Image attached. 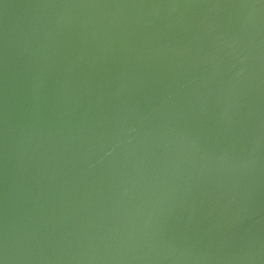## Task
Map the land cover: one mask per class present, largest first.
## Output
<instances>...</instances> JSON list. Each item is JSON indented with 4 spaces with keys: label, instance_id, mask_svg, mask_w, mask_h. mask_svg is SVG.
I'll return each mask as SVG.
<instances>
[{
    "label": "water",
    "instance_id": "1",
    "mask_svg": "<svg viewBox=\"0 0 264 264\" xmlns=\"http://www.w3.org/2000/svg\"><path fill=\"white\" fill-rule=\"evenodd\" d=\"M0 264H264V0H0Z\"/></svg>",
    "mask_w": 264,
    "mask_h": 264
}]
</instances>
